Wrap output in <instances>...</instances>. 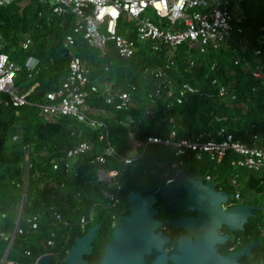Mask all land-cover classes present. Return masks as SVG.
Segmentation results:
<instances>
[{"label": "trees", "instance_id": "16d2710c", "mask_svg": "<svg viewBox=\"0 0 264 264\" xmlns=\"http://www.w3.org/2000/svg\"><path fill=\"white\" fill-rule=\"evenodd\" d=\"M28 1L14 0L0 6V52L21 66L15 84L22 91L38 84L28 95L29 104L15 107L0 103V233H13L25 194L19 223L21 232L14 236L8 260L34 264L49 251L54 254L51 264H64L75 238L97 224L100 227L92 253L85 259L88 264H99L103 246L119 224L120 216L129 213V195L155 193L172 177L168 169L159 170L179 161L181 169L191 176L210 175L213 182L218 180L227 195L230 194L226 189L235 191L230 178L238 174L241 196L254 195L264 201L261 183L264 175L234 168L231 162L239 154L233 151H228L217 163L207 153L197 158L195 151L186 149L184 154L176 155L172 145L145 143L150 135L166 138L171 128L176 140H218L216 132L225 128L241 140L259 133L264 143V86L253 79L256 65L264 62V0H243L240 3L245 15L241 23L243 31L237 32V25L233 24L232 38L236 42L229 43L225 50L207 51L197 58L190 71L185 68L182 49L169 55L164 48L155 52L139 47L131 57L120 58L112 43H108L106 53L101 55L99 49L88 46L81 34H75L77 54L90 66L93 78L109 81L113 87L132 95L130 106L118 110L99 95L91 94L84 110L90 119L102 122L97 128L72 116L46 120L40 114L36 105L40 100L38 92L57 88L67 73L68 54L62 43L73 31L75 16L53 13L49 0ZM27 37L31 45L24 49L21 43ZM256 49L261 52L255 54ZM28 56L38 59L33 71L24 67ZM235 59H238L236 64ZM171 60L176 61V69L169 67ZM212 62L216 63L214 69L210 68ZM164 66L175 85L186 90L179 104L164 94L158 97L153 94L159 82L152 71ZM214 79L216 83H212ZM219 84L225 86V96H219ZM130 133L143 144L137 148V156L125 162L124 159L131 157ZM200 133L203 138H197ZM105 134L107 139L99 138ZM84 140L91 142V149L68 158L67 151ZM108 146L117 155L107 156L105 163L98 162L96 157ZM99 168L117 171L120 203L116 208L107 206L103 195L104 190L114 191L116 187L98 179ZM263 201L250 202L259 211L248 219L242 232H237L238 248L253 237L259 243L252 249V264H264ZM82 216L85 223L80 222ZM31 218H35L36 228L28 222ZM49 240L54 241L53 246L48 244ZM7 245L8 240L0 237V260Z\"/></svg>", "mask_w": 264, "mask_h": 264}, {"label": "built area", "instance_id": "2783aa9c", "mask_svg": "<svg viewBox=\"0 0 264 264\" xmlns=\"http://www.w3.org/2000/svg\"><path fill=\"white\" fill-rule=\"evenodd\" d=\"M13 1L0 0V6L9 5ZM242 1L184 0L182 7H176L178 0H167V10L165 11L154 7L152 0H49L53 13L73 14L75 23L72 33H68L62 43L68 54L67 73L57 88L40 94V100L36 102L40 114L46 120H53L63 115L72 116L85 122L91 128H97L102 125V122L90 119L84 110L86 99L91 94L99 95L106 103L113 105L118 110L127 109L132 102V95L129 91L115 88L109 81L93 78L90 66L77 54L75 34H81L88 46L99 49L101 55L106 53L108 43L111 42L114 51L120 58L131 57L139 47H147L155 52L164 48L167 49L169 55H174L182 49L185 68L190 71L195 67L197 58L202 57L207 51L225 50L229 43L236 42L232 38L233 24L237 25V32L243 31L241 23L245 19V15L240 7ZM151 15L156 20H153ZM103 24L104 32H101ZM260 38L263 37L260 36ZM21 45L24 49L28 48L31 45V39L25 38ZM260 52V49L255 50V54ZM175 62L171 60L168 63L169 67L176 69L178 66ZM237 62L238 59H235L234 63ZM23 64L26 69L33 71L38 65V59L28 56ZM215 65L216 63L212 62L210 68L214 69ZM165 67H158L152 71L153 77L159 82L153 94L157 97L164 94L166 98L179 104L186 90L184 87L175 85L174 80L165 71ZM20 68L21 66L13 61L8 54L0 52V103L4 102L15 107L30 103L28 95L38 84L34 83L26 91L20 90L15 84V76ZM253 79L264 86V62L256 65ZM212 83H216V80L214 79ZM218 94L219 96L227 94L225 86L218 85ZM231 98L233 99L234 95H231ZM216 136L218 140L210 139L207 142H198L187 138L176 140L175 132L171 128L166 138L150 135L145 143L163 142L172 145L176 155L184 154L186 149L195 151L197 158L203 153H207L210 160L217 163L224 158L228 151H233L239 154L238 158L231 162L234 168L249 169L264 175V143L259 133L249 134L246 140H241L235 139L233 134L225 128H220L216 132ZM105 137L107 139V134L99 136L100 139ZM128 138L131 157L124 159L125 162L136 157L137 148L143 144L135 140L131 133ZM197 138H203V134H198ZM91 147L92 144L88 140L81 141L67 151V157L73 159L76 155L90 150ZM116 155L112 147L108 146L104 149L103 154L96 157V160L105 163L107 156ZM181 164L182 162L179 161L171 165L181 169ZM56 166V164L53 165L54 168ZM116 176V170L106 168L97 170V177L100 181L111 182L116 187L114 191L104 190L103 194L106 205L112 208H116L120 203L118 195L120 184ZM237 177L238 174H235L230 178L235 191L232 196H228L226 202L221 204L222 208L244 204L237 188ZM172 180L173 176L168 178L166 183ZM202 180L204 182L212 181L214 189L223 192L220 186L216 188L210 175H204ZM25 183L27 182L25 181ZM261 183L264 196V176ZM262 210L264 211V201ZM56 218L59 219V215L56 214ZM89 218L91 220V214ZM34 219H28L32 228H36ZM80 222L85 223L86 218L82 216ZM17 232H21L19 225L15 234ZM14 236V233L10 235L0 233V237L8 240V243L13 242ZM48 244L53 246L54 241L49 240ZM44 254L54 257V254L49 251ZM7 256L2 264H17L8 260Z\"/></svg>", "mask_w": 264, "mask_h": 264}, {"label": "water", "instance_id": "95a60500", "mask_svg": "<svg viewBox=\"0 0 264 264\" xmlns=\"http://www.w3.org/2000/svg\"><path fill=\"white\" fill-rule=\"evenodd\" d=\"M40 90L38 94H41ZM28 160V154L26 155ZM168 169L173 180L168 182L161 190L165 193L183 184L188 192L189 200L180 204L181 200H176L173 204L164 207L166 211L182 206L184 209L198 210L196 220L192 218H177L171 223L175 228H184L196 237L194 244H190L185 236L177 239L176 250L178 254L172 256L173 264H243L239 261L243 256H252V249L259 246L256 237L245 243L241 248L221 255L216 251L217 243H224L228 238L227 234L219 235L217 230L224 226L231 232H242L244 224L248 219L255 217V211L259 208L249 204H237L227 208H222L221 204L226 202L228 195L225 192H218L214 189L212 181L204 182L198 177H190L185 170L177 169L172 165H164L160 172ZM27 182V175H25ZM16 219L13 230L15 231L20 223L23 202ZM156 201L155 195L131 194L128 197V214L120 216L118 224L111 233V239L103 246V254L99 264H146L143 260V253H149L152 247L161 250L162 242L167 238L161 233H155V229L160 222L155 220L157 213L153 207ZM99 225L88 229L86 234L75 238V242L69 248L64 264H88L85 256L92 253L93 243ZM12 242L8 243L0 264L8 255ZM51 255L43 254L38 257L34 264H51ZM150 264H166L163 254L158 255Z\"/></svg>", "mask_w": 264, "mask_h": 264}, {"label": "flooded vegetation", "instance_id": "af4514ba", "mask_svg": "<svg viewBox=\"0 0 264 264\" xmlns=\"http://www.w3.org/2000/svg\"><path fill=\"white\" fill-rule=\"evenodd\" d=\"M189 176L194 177L191 175ZM198 178L202 179V177H198ZM163 187L164 186L159 187L158 190L155 191V193L149 195H155L156 201L154 202L153 207L155 208L157 213L154 215V218L155 220L160 222L159 226L155 229V233L160 232L161 236L167 238V240L162 242L161 250L152 247L149 253L147 252L143 253V260L146 264L152 263L155 260V258L160 254H163L166 264H173L172 256L178 254L176 250V245H177L176 242L178 237L180 236L187 237L190 244H194L196 240V237L193 233L190 234L188 230H185L182 227L175 228V225L171 223V221L177 218H192L193 220H196L198 217V210H192L189 208L184 209L182 206L174 209H169L168 211L164 209L165 206L173 204L178 199L181 200L180 204H184V202L189 200L188 192L185 189V186L183 184H179L177 187L169 189L166 193L161 190ZM217 232L219 235H224V234L228 235V238L225 240L224 243H217L215 245L216 251L221 255H227L230 252L235 251L242 247L241 246L238 248V245L240 244V238L237 232H231L224 226L220 227L217 230ZM253 260H254L253 250H252V256L250 257L243 256L242 258L239 259V261L243 264H252Z\"/></svg>", "mask_w": 264, "mask_h": 264}, {"label": "rangeland", "instance_id": "374dc122", "mask_svg": "<svg viewBox=\"0 0 264 264\" xmlns=\"http://www.w3.org/2000/svg\"><path fill=\"white\" fill-rule=\"evenodd\" d=\"M151 18L153 19V20H156V18L154 17V16H152L151 15ZM129 26H131V24H129ZM100 31L101 32H104V24H103V26H102V28L100 29ZM109 43H111V42H109ZM214 185L216 186V187H218V186H220L221 188H222V185H220L219 184V181L218 180H214ZM239 187L241 188V186H238V189H239ZM230 188V187H229ZM223 189V188H222ZM223 190H225V189H223ZM226 191H229V194L232 196V188H230L229 190L228 189H226ZM226 193V192H225ZM243 198V202H244V204H250V202L251 201H260V203H262V199H260V197H256V196H254V195H249V196H246L245 198L244 197H242ZM119 224H120V222H119Z\"/></svg>", "mask_w": 264, "mask_h": 264}, {"label": "clouds", "instance_id": "9594fccd", "mask_svg": "<svg viewBox=\"0 0 264 264\" xmlns=\"http://www.w3.org/2000/svg\"><path fill=\"white\" fill-rule=\"evenodd\" d=\"M154 7L158 10H167V0H152ZM184 0H178L176 7H182Z\"/></svg>", "mask_w": 264, "mask_h": 264}, {"label": "crops", "instance_id": "0c3cea01", "mask_svg": "<svg viewBox=\"0 0 264 264\" xmlns=\"http://www.w3.org/2000/svg\"><path fill=\"white\" fill-rule=\"evenodd\" d=\"M224 192V191H223ZM229 196V195H228Z\"/></svg>", "mask_w": 264, "mask_h": 264}]
</instances>
